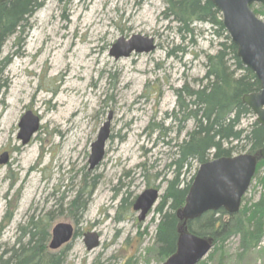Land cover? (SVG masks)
Returning <instances> with one entry per match:
<instances>
[{
	"label": "rangeland",
	"instance_id": "1",
	"mask_svg": "<svg viewBox=\"0 0 264 264\" xmlns=\"http://www.w3.org/2000/svg\"><path fill=\"white\" fill-rule=\"evenodd\" d=\"M164 8L162 0H46L26 32L0 49V155L10 156L0 165V224L14 212L2 230L0 254L14 246L22 235L19 228L31 216H50L49 232L59 223L71 224L76 232L60 250L48 248L52 253L66 249L64 264L166 260L156 241L159 209L168 181L177 174L172 165L176 144L195 127L193 120H184L186 110L178 112L177 90L199 89L206 57L216 54L222 38L207 23L193 24L191 35L181 33L164 18ZM257 8L261 5L253 6ZM133 35L154 39L156 49L115 60L112 46ZM63 50L71 62L68 68L60 65ZM69 97H81L75 114L51 118ZM28 111L39 118V130L24 145L19 123ZM110 118L104 159L90 169L92 144ZM254 121V114L246 116L242 127ZM238 151L248 153L247 148ZM18 161L31 168L19 169ZM200 165L193 161L182 170L181 187L191 184ZM263 175L264 166L254 175L242 207L263 192L258 183ZM148 188L159 189V199L146 220L139 221L133 205ZM78 195L89 196L88 206L74 215L70 203ZM86 232L99 237V246L91 251L84 243ZM241 247L240 236L231 238L208 264H264V238L246 253Z\"/></svg>",
	"mask_w": 264,
	"mask_h": 264
},
{
	"label": "trees",
	"instance_id": "2",
	"mask_svg": "<svg viewBox=\"0 0 264 264\" xmlns=\"http://www.w3.org/2000/svg\"><path fill=\"white\" fill-rule=\"evenodd\" d=\"M45 1L7 0L0 4V49L9 38L26 32L30 19ZM162 1L165 5L164 18L175 22L181 33L191 35L194 32L193 24L207 23L214 34L222 38L216 54L206 57V74L199 80V89L185 86L177 90L178 112L186 110L184 120H193L195 127L181 143L176 144V159L172 165L177 174L173 180L168 181L159 209L161 219L156 241L159 255L166 259L176 249L178 226L181 223L177 211L183 208L191 185L181 187L182 170L192 166L193 161L202 164L211 159L231 157L241 152L238 150L246 148L248 153L255 155L264 145V126L254 121L248 128L242 127V120L253 115L251 109L243 103V96L259 91L260 83L253 71L245 67L238 57V47L227 35L219 10L209 0ZM254 11L258 16H264V6ZM263 166L264 160L259 159L254 179ZM258 183L263 192L256 201L246 204L239 212L230 214L221 209L186 221L189 233L213 239L214 247L209 258L200 264H208L214 253L224 248L235 236L241 238L243 253L259 247L264 238V175ZM88 198L83 199L78 195L70 203L74 215L83 214L87 210ZM13 213L12 210L1 222L0 236L12 220ZM52 220L50 216L44 220L31 216L25 226L19 228L22 235L14 246L0 254V264H64L66 249L58 253L48 249L51 237L48 229Z\"/></svg>",
	"mask_w": 264,
	"mask_h": 264
},
{
	"label": "water",
	"instance_id": "3",
	"mask_svg": "<svg viewBox=\"0 0 264 264\" xmlns=\"http://www.w3.org/2000/svg\"><path fill=\"white\" fill-rule=\"evenodd\" d=\"M7 0H0V4ZM219 10L222 24L232 42L238 47V57L242 64L255 74L260 83L257 92L243 96V103L251 109L257 122L264 126V21L256 15L253 5L264 0H209ZM156 49L154 39L133 35L129 39L120 38L112 46L110 55L118 60L132 54L150 53ZM110 120L100 129L97 140L92 144L89 159L90 169H94L105 156L106 141L110 136ZM19 138L23 144L29 143L39 129V118L27 112L19 123ZM264 159V145L255 154H240L220 157L199 166L189 188L185 206L177 211L181 223L175 253L164 264H198L211 250L212 238L198 237L187 231L186 221L199 218L209 211L224 209L229 213L239 211L242 198L248 191L255 174L257 162ZM9 161V153L0 155V165ZM160 190L146 189L136 199L133 207L140 211L139 220L144 221L159 199ZM74 237V228L69 223L56 224L51 231L50 250H58ZM96 233H86L84 243L88 251L99 246Z\"/></svg>",
	"mask_w": 264,
	"mask_h": 264
},
{
	"label": "bare ground",
	"instance_id": "4",
	"mask_svg": "<svg viewBox=\"0 0 264 264\" xmlns=\"http://www.w3.org/2000/svg\"><path fill=\"white\" fill-rule=\"evenodd\" d=\"M54 45V44H53ZM64 45V43H61L60 44V46H63ZM50 49V51H54V49H55V47H50L49 48ZM63 52V55H62V63H60V65L62 64H64V65H66V68H68L69 66H70V63L71 62H69L68 60H67V57H66V51L65 50H63L62 51ZM65 52V53H64ZM79 64H80V66L81 67H84L85 66V64H84V61L83 60H81L80 62H79ZM63 65V66H64ZM62 73L64 74V76H69V72H68V70H62ZM77 75H72V77H76ZM80 77H82V76H80ZM74 87H76V88H78V86H74ZM79 89V88H78ZM76 96V95H75ZM80 98L81 97H69V99H68V104H66V102H63V103H61V105H64L65 107L64 108H62L60 111H58L57 113H56V115H53V116H51V118L52 117H54L55 119H57V121H60L61 119H64V116H66L67 114H69V115H74L75 114V110L74 109H76V107H77V105L80 103ZM76 113H77V110H76ZM50 119H48L47 121H49ZM61 131H62V134H64L65 132H64V128H61ZM72 149V148H71ZM31 153H32V157H33V154H34V149H32L31 150ZM31 157V158H32ZM30 158V159H31ZM130 157L129 156H126V158H125V160H128ZM17 167H19V169H25V168H27L28 170L31 168V167H29V166H27V165H24V164H22L21 162H17ZM35 197V196H34Z\"/></svg>",
	"mask_w": 264,
	"mask_h": 264
}]
</instances>
